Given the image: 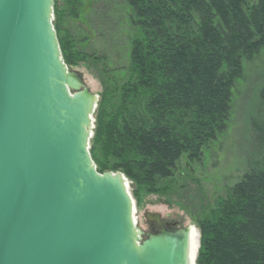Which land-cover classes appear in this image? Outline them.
Segmentation results:
<instances>
[{"label":"trees","instance_id":"obj_1","mask_svg":"<svg viewBox=\"0 0 264 264\" xmlns=\"http://www.w3.org/2000/svg\"><path fill=\"white\" fill-rule=\"evenodd\" d=\"M82 1L65 0L64 14L53 0V27L66 67L87 63L101 81L91 160L100 174H123L136 201L167 195L180 159L200 161L227 128L244 67L264 53V0H119L130 35L122 83L108 76L106 56L83 50V29L62 28ZM249 124L257 159L195 215L196 264H264V123Z\"/></svg>","mask_w":264,"mask_h":264},{"label":"water","instance_id":"obj_2","mask_svg":"<svg viewBox=\"0 0 264 264\" xmlns=\"http://www.w3.org/2000/svg\"><path fill=\"white\" fill-rule=\"evenodd\" d=\"M53 0H0V264H195L194 227L142 239L129 181L89 154L97 106Z\"/></svg>","mask_w":264,"mask_h":264},{"label":"rangeland","instance_id":"obj_3","mask_svg":"<svg viewBox=\"0 0 264 264\" xmlns=\"http://www.w3.org/2000/svg\"><path fill=\"white\" fill-rule=\"evenodd\" d=\"M255 1L248 0L249 3ZM55 2L58 12L65 14L68 8L65 0H55ZM80 12L81 16L75 21L66 19L62 28L83 29L88 37V41L83 44V50L90 54L106 56L108 76L122 83L127 77L129 67L130 35L119 0H112L109 8L102 1L83 0ZM99 68L101 69V66ZM71 69L81 76L90 92L97 96L98 104L103 89L97 70L87 63H79ZM263 86L264 53L262 52L253 62L245 65L243 79L237 82L225 132L203 151L200 161L192 163L185 157L180 159L172 177L166 182L171 187L169 194H141L136 201L132 196L133 188L129 182V193L134 203L133 220L140 230L147 229L146 215L155 213L162 218L175 219L182 226H193L197 233L198 253L200 237L195 215L199 213L200 207L207 203L212 204L223 196L226 188L244 175L248 164L257 159L249 123L253 119L258 124L264 123V97L261 96ZM96 109L92 115L91 133L94 129Z\"/></svg>","mask_w":264,"mask_h":264},{"label":"flooded vegetation","instance_id":"obj_4","mask_svg":"<svg viewBox=\"0 0 264 264\" xmlns=\"http://www.w3.org/2000/svg\"><path fill=\"white\" fill-rule=\"evenodd\" d=\"M147 229L141 230L143 233L142 239H146L148 234H155L164 230L166 232H175L185 227H193L190 225L182 226L181 223L170 217L162 218L159 214H148L146 215Z\"/></svg>","mask_w":264,"mask_h":264},{"label":"bare ground","instance_id":"obj_5","mask_svg":"<svg viewBox=\"0 0 264 264\" xmlns=\"http://www.w3.org/2000/svg\"><path fill=\"white\" fill-rule=\"evenodd\" d=\"M192 245H193V247H194V245H195V247H196V249H197V233H196V232H195L194 235L192 236Z\"/></svg>","mask_w":264,"mask_h":264}]
</instances>
